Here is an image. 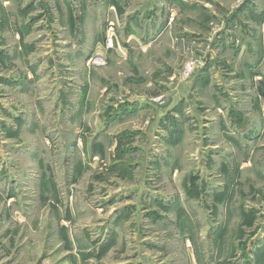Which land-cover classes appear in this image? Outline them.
I'll return each mask as SVG.
<instances>
[{"label": "rangeland", "instance_id": "1", "mask_svg": "<svg viewBox=\"0 0 264 264\" xmlns=\"http://www.w3.org/2000/svg\"><path fill=\"white\" fill-rule=\"evenodd\" d=\"M0 264H264V0H0Z\"/></svg>", "mask_w": 264, "mask_h": 264}, {"label": "built area", "instance_id": "2", "mask_svg": "<svg viewBox=\"0 0 264 264\" xmlns=\"http://www.w3.org/2000/svg\"><path fill=\"white\" fill-rule=\"evenodd\" d=\"M109 46H113V40L110 39L109 42H108ZM100 61V60H99Z\"/></svg>", "mask_w": 264, "mask_h": 264}]
</instances>
